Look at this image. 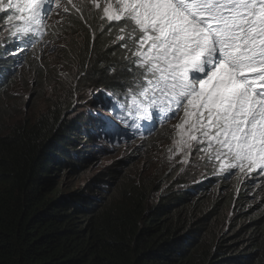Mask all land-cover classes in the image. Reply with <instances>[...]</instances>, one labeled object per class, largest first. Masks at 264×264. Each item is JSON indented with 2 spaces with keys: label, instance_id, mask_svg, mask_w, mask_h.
<instances>
[{
  "label": "trees",
  "instance_id": "obj_1",
  "mask_svg": "<svg viewBox=\"0 0 264 264\" xmlns=\"http://www.w3.org/2000/svg\"><path fill=\"white\" fill-rule=\"evenodd\" d=\"M77 6L83 19L70 8L64 27L52 28L64 42L69 39L60 60L72 64L79 81L96 88L123 86L128 74L120 68L128 53L113 43L117 30L101 34L97 12ZM24 69L36 72V65ZM11 82L0 89L1 118L8 114ZM59 99L30 125L0 133V264H264V199L245 211L247 222L226 229L231 196L203 205L212 191L180 181L170 187L172 179L160 177L169 170L125 174L134 165L131 154L95 178L105 189H58L53 174L78 169L84 161L76 134L66 137L72 128L64 114L71 103ZM97 115L88 112V120Z\"/></svg>",
  "mask_w": 264,
  "mask_h": 264
},
{
  "label": "snow or ice",
  "instance_id": "obj_2",
  "mask_svg": "<svg viewBox=\"0 0 264 264\" xmlns=\"http://www.w3.org/2000/svg\"><path fill=\"white\" fill-rule=\"evenodd\" d=\"M79 2L97 12L101 34L117 30L113 43L128 53L124 94L137 118L152 120L149 109L164 119L182 111L173 140L181 163L195 156L224 178L236 170L264 176V0ZM53 3L83 19L75 0H0V14L14 36L28 37Z\"/></svg>",
  "mask_w": 264,
  "mask_h": 264
},
{
  "label": "rangeland",
  "instance_id": "obj_3",
  "mask_svg": "<svg viewBox=\"0 0 264 264\" xmlns=\"http://www.w3.org/2000/svg\"><path fill=\"white\" fill-rule=\"evenodd\" d=\"M78 1L75 0L76 3L80 4ZM68 6L71 8L70 5ZM62 13L63 10L60 9L53 14L49 19V23L53 19L62 17ZM60 47L56 38L38 45L33 50L31 59L26 60L27 65H36V72L22 69L24 64L16 70L13 90L9 93L11 97L5 105L8 114L2 118L0 117V133H6L8 129L20 125H30L40 113L46 111L50 105L55 103L54 100L58 98H60L59 101L64 100L71 103V107L64 114L66 121H69V128L75 126L78 129H74L71 132L81 133V131L87 130L91 119L88 120V112H90V115L92 111H95L94 115L96 113L105 115L95 103V96L102 87L96 88L88 83L79 81L80 78L74 77L75 70L72 64L64 63L59 58L62 57ZM123 53L124 50L117 51L118 55ZM65 87L70 90H66ZM85 93L86 97L79 96V94ZM163 118L164 115L159 118V121ZM77 122H80L81 125H76ZM179 122L180 115L178 114L167 122L165 126H168V128L162 132L164 133L163 135L158 133V131L154 134V136L157 135V138L149 142L141 150H132L133 146H137V142L119 147H108V144L103 143L100 138L92 137L91 140L86 139V137L76 138L78 147L83 149L85 161L81 163V168L75 170L76 172L74 173L73 168H70L65 175L64 172H62V175L60 173L54 174L56 179L55 186L59 189L62 185L63 189H68L69 191L83 187H86V191L106 188L103 182L94 184L93 180L102 171H107L118 160L126 158L129 154L135 160L132 161L133 167L123 171L125 174L129 175L131 172L142 176L153 173L160 175L169 170L170 174L168 177L163 174L160 177L164 179H169L170 177L172 180L167 183L170 187L175 184V181H180L181 184L191 181H207V178H200L204 173L199 172L200 166L195 156L190 157L191 163H181L184 154L177 153L173 144L176 131L174 126ZM136 130L140 131L138 126H136ZM169 149L172 150L171 153ZM243 179L240 183L241 187L245 186L246 189L251 190L254 184L247 183L245 177ZM87 185L89 186L88 188ZM50 190L51 188H48L45 194L49 193ZM221 193L225 194V192ZM240 195H242L241 199L244 200L243 205H245L247 201L245 197L248 193L244 191ZM250 197L252 198V196ZM236 217L238 218L239 216L236 215Z\"/></svg>",
  "mask_w": 264,
  "mask_h": 264
},
{
  "label": "clouds",
  "instance_id": "obj_4",
  "mask_svg": "<svg viewBox=\"0 0 264 264\" xmlns=\"http://www.w3.org/2000/svg\"><path fill=\"white\" fill-rule=\"evenodd\" d=\"M6 2L7 0H5V3ZM59 10L60 9L55 8V3H53L52 11L44 19L42 27L40 29H37L36 32L29 34L28 37L20 36L19 38L14 36L12 32L9 31L10 26L7 23V16L4 14H0V16H3V19L0 20V26H1V30H0V89L4 85L10 83L11 81H13V84H14L15 82L14 73L16 72V70L22 67L23 64L24 65L22 69L25 68V66L27 65V61L31 59L32 57L33 50L38 45L45 43L49 40L51 41L52 38H56L58 40V44H60L61 46L60 48L61 49L63 48L62 45L65 47L69 39L65 40L64 42L63 40L65 38L63 37V40H61V36L58 37V30L64 27L63 20L65 18L66 13L63 12L62 17L58 19H53L49 23V19L51 18V16L57 13ZM6 11L8 12V14H12L11 10H6ZM54 25L59 26L58 27L59 29L57 30L56 33L55 32L52 33V28ZM116 35H117V31H116ZM125 85L126 83L123 86H115L113 88H110V87L101 88L99 92L96 94L95 103L98 106V108L101 111H103V113H105V115L102 114L98 116L96 113L95 115H97V118L95 120L90 119V122H91V123L89 122L90 123L89 127L91 129L90 132L81 131V133H74L66 129V132L68 133L66 134V137H68L71 134H76V136L74 137L75 142H76V148L82 151V158H83L82 160L85 161V155L83 154V149L78 147L76 138L80 139L82 137H86V139H89V140H91L92 137L96 139L100 138L103 143L108 144V147H119L122 145H128V144L137 142L136 143L137 146H133L132 150L133 149L141 150L144 148V146L142 145L146 146L148 145L147 143L157 138V135L154 136V134H156L158 131H159L158 133H162L165 131L164 130L161 132L160 129L166 128L167 130L168 126H165V125L170 119L163 118L162 120L159 121V116L161 113H159L158 110L156 109H149V114L153 116L152 120L154 119L156 121L154 124L150 126H149L148 119H138L137 118L136 112H135V106L130 104L131 95L124 94ZM104 97H105V100H104ZM119 107L121 108L116 109ZM94 113L95 111L91 112V114H94ZM120 114H124L126 116V123L121 122V120L119 119ZM179 115L180 116L183 115L182 111L179 113ZM133 124L138 126V129L140 131H137L135 129V126L134 127L130 126ZM74 129L78 130L75 126H72L71 130H74ZM78 134H81V135H78ZM204 161L205 163L202 165L201 161L198 160V164L200 166L199 172L204 173L202 174L200 178H203V179L207 178V181H204V182L191 181L183 185L187 188L195 187L197 190L206 188L207 189L206 192L212 191L211 196L208 198V200L203 205L210 204L211 202L217 200L221 196H225V197L231 196L230 206L232 207L226 211V216H227V219L225 220L226 229H229V227L235 223L240 224V223L247 222V219L245 218V214H244L245 211H247L248 208L252 207L253 205H256V204L260 205L263 203L264 176L252 174L249 177H247L246 178L247 183L254 184L252 189L249 190V189H246L245 186L241 187L240 183L244 180L243 179L244 176L243 174H238V170H236V172H234V174L229 176L228 178H224L223 174H217L214 172V167L212 163H209L206 160ZM83 162L79 161V164H80L79 168H81V163ZM71 168H73L74 170L73 173L76 172L75 170L77 169H75L74 167H71ZM67 171L64 170L62 172H64V175H65ZM107 171H104V172H107ZM60 174L62 175V173ZM133 174H136V173H132V175ZM136 175H139V174H136ZM147 175H151V174H147ZM99 182H102V181H99ZM96 183L97 182H94V184ZM103 183L107 187V184L105 182ZM200 186L202 187L199 188ZM88 187L89 186L87 185V188ZM98 189H105V188H97V190ZM89 190H94V189H89ZM197 190H192V192L197 191ZM47 191L48 189H46L45 192ZM244 191L248 193V195L245 197V199H247V201L245 202L246 203L245 205H243L244 200L241 199L242 195H240ZM221 192H225V194H222ZM250 196H252V198ZM236 215L239 217L237 218Z\"/></svg>",
  "mask_w": 264,
  "mask_h": 264
},
{
  "label": "bare ground",
  "instance_id": "obj_5",
  "mask_svg": "<svg viewBox=\"0 0 264 264\" xmlns=\"http://www.w3.org/2000/svg\"><path fill=\"white\" fill-rule=\"evenodd\" d=\"M85 13V12H84ZM12 83V82H11ZM5 88V87H4ZM7 88H9V87H7ZM6 91V90H5ZM4 91V92H5ZM105 99V98H104ZM4 100H6V99H4ZM101 115V114H100ZM165 116L166 114H160V116H159V118H161L162 116ZM155 122V120L153 119V120H149V126L150 125H152L153 123ZM148 127V126H147ZM135 129H136V125H135ZM136 179V178H135ZM264 188V187H263ZM207 195V194H206Z\"/></svg>",
  "mask_w": 264,
  "mask_h": 264
}]
</instances>
